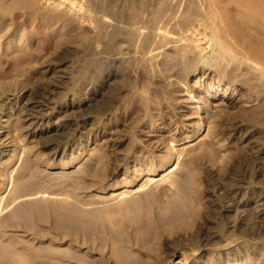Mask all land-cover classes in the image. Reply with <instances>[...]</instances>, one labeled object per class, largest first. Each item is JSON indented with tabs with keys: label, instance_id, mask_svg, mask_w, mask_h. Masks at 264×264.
<instances>
[{
	"label": "rangeland",
	"instance_id": "374dc122",
	"mask_svg": "<svg viewBox=\"0 0 264 264\" xmlns=\"http://www.w3.org/2000/svg\"><path fill=\"white\" fill-rule=\"evenodd\" d=\"M245 62L264 68V0H0V264H264Z\"/></svg>",
	"mask_w": 264,
	"mask_h": 264
},
{
	"label": "bare ground",
	"instance_id": "6f19581e",
	"mask_svg": "<svg viewBox=\"0 0 264 264\" xmlns=\"http://www.w3.org/2000/svg\"><path fill=\"white\" fill-rule=\"evenodd\" d=\"M206 23H207V22H206ZM197 24H198V23H197ZM203 24H204V23H203ZM208 24H209V23H208ZM214 25H215V24H214ZM209 26H210V25H209ZM201 27H202V26H201ZM205 27H206V24H205ZM207 27H208V26H207ZM207 27H206V28H207ZM213 29H214V28H213ZM199 30H200V29H199ZM203 30H205V28H203ZM195 31H196V30H195ZM195 31H194V32H195ZM198 32H199V31H198ZM213 33H214V32H213ZM188 34H189V33H188ZM200 34H201V33H200ZM198 35H199V34H198ZM187 36H188V35H187ZM188 37L190 38L191 36H188ZM186 38H187V37H186ZM211 39H212V38H211ZM182 40H183V38H182ZM188 40H190V39H188ZM217 40H218V39H217ZM217 40H216V41H217ZM175 41H176V40H175ZM180 41H181V40H180ZM180 41L178 40L179 43H180ZM219 41H220V40H219ZM191 42H192V41H191ZM197 42H198V41H197ZM213 42H214V41H213ZM217 42H218V41H217ZM181 43L186 44L185 41H184V42H181ZM195 43H196V42H195ZM195 43H194V44H195ZM197 44H198V43H197ZM216 44H217V43H216ZM187 45H189V44H188V43L186 44V48H184L185 46L183 47L184 50H187V48H188ZM192 45H193V43H192ZM173 46H174V47H177V45H173ZM217 46H218V45H217ZM219 46H220V48H223L222 44H220ZM221 46H222V47H221ZM225 46H226V44H225ZM179 47H180V49H181L182 46H179ZM179 47H178V48H179ZM192 47H194V45H193ZM192 47H190V48L192 49ZM195 47H196V46H195ZM210 47H211V46H210ZM170 48H171V47H170ZM190 48H188V49H189V52H190V50H191ZM196 48H197V47H196ZM211 48H212V47H211ZM229 48H230V47H229ZM167 49H168V47H167ZM171 49H173V47H172ZM171 49H170V51H171ZM180 49L178 50V52H179V51H180V52L183 51L182 49H181L182 51H181ZM168 50H169V49H168ZM173 50H174V49H173ZM219 50H220V49H219ZM225 50H226V48L224 49V51H225ZM174 51L177 53L176 48H175ZM197 51H198V50H197ZM221 51H222V53H224V55H226L227 50H226V52H223V50H221ZM228 51H229V50H228ZM166 52L169 53V51H166ZM166 52H165V53H166ZM175 52H173L172 54H174ZM180 52H179V53H180ZM199 52H200V51H199ZM167 53H166V54H167ZM179 53H177V54L179 55ZM187 53H188V51H187ZM195 53H197V52L195 51ZM216 53H217V52H216ZM216 53H215V54H216ZM229 53H230V51H229ZM229 53H228V54H229ZM231 53H232V52H231ZM177 54H175V56H177ZM180 54H181V56H182V53H180ZM183 54H185V53L183 52ZM191 54H192V53H191ZM211 54H212V53H211ZM228 54H227V55H228ZM193 55H194V54H193ZM222 55H223V54H222ZM224 55H223V56H224ZM227 55H226V56H227ZM172 56H173V55H172ZM179 56H180V55H179ZM189 56H190V55H189ZM191 56H192V55H191ZM198 56H199V55H198ZM231 56H232V54L229 55V57H231ZM183 57H187V56H183ZM183 57H182V58H183ZM209 57H210V56H209ZM215 57H216V56H215ZM220 57H221V56H220ZM171 58H172V57H171ZM179 58H180V57H179ZM211 58H212V57H211ZM225 58H226V57H225ZM225 58H224V59H225ZM231 58H232V57H231ZM192 59H193V58H192ZM216 59H217V58H216ZM227 59H228V58H227ZM174 60H175V59H174ZM179 60H180V59H179ZM179 60L177 59V62H178ZM190 60H191V58H189L188 61H190ZM196 60H197V59H196ZM218 60H219V57H218ZM220 60H221V59H220ZM232 60H233V59H232ZM236 60H237V59H236ZM236 60H235V61H236ZM167 61H168V60H167ZM171 61H172V60H171ZM180 61H181V60H180ZM185 61H187V60H185ZM188 61H187V62H188ZM192 62H193V61H192ZM192 62H191V63H192ZM194 62H195V61H194ZM179 63H180V62H179ZM182 63H183V62H182ZM184 63H185V62H184ZM184 63H183V66H184ZM237 63H238V62H237ZM241 63H242V62H241ZM254 63H255V62H254ZM254 63H250V62L246 63V62H245L246 66H245L244 63H243V65H244L245 67H247V70L251 71V73H252V72H254V73L256 72V74H258V73H260V74H261V73H264V68H263L262 66L258 65V64H254ZM185 64H186V63H185ZM187 64H188V63H187ZM212 64H213V63H212ZM231 64H232V63H231ZM174 65H180V64L176 63V64H174ZM181 65H182V64H181ZM181 65H180V66H181ZM196 65H197V64H196ZM180 66H179V69L183 67V66H181V67H180ZM187 66H189V65H187ZM191 66H192V64H191ZM193 66H194V65H193ZM212 66H213V65H212ZM218 66H219V65H218ZM234 66H236V65L234 64ZM223 67H224V66H223ZM238 67H239V66H238ZM190 68H191V67H190ZM202 68H203V67H202ZM227 68H228V67H227ZM236 68H237V67H236ZM187 69H188V68H186V70H187ZM54 70H55V69H54ZM54 70H51L50 68H48V69L46 70V74L52 76V75H54V74L56 73V71H54ZM65 70H66V69H65ZM182 70H183V69H182ZM186 70H185V72H186ZM188 70H189V69H188ZM229 70H230V69H229ZM233 70H235V69H233ZM245 70H246V69H245ZM206 72H207V71H206ZM231 72H232V71H231ZM57 73H58V72H57ZM183 73H184V72H183ZM64 74H65V73H64ZM204 74H205V73H204ZM206 74H207V73H206ZM260 74H259V75H260ZM44 75H45V74H44ZM55 75L57 76V74H55ZM65 75H66V74H65ZM207 75H208V74H207ZM58 76H61V74L59 73ZM62 76L64 77V75H62ZM176 76H177V75H176ZM263 76H264V74H263ZM174 77H175V76H174ZM185 77H186V76H185ZM185 77H184V78H185ZM256 77H257V76H256ZM258 77H259V76H258ZM56 78H57V77H56ZM58 78H59V77H58ZM58 78H57V79H58ZM65 78L68 79V80H70V79L67 78V77H65ZM65 78H64V79H65ZM70 78H71V77H70ZM177 78H178V77H177ZM179 78H180V77H179ZM184 78H183V79H184ZM214 78H215V77H214ZM45 79H46V78H45ZM53 79H54V80H57V79H55V77H54ZM60 79H61V77H60ZM172 79H174V78H172ZM250 79H251V78H250ZM256 79H257V78H256ZM261 79H262V77H261ZM73 80H74V79H73ZM73 80H72V81H73ZM177 80H178V79H177ZM177 80H176V81H177ZM204 80H205V79H204ZM219 80H220V79H219ZM49 81H50V80H49ZM52 81H53V80H52ZM65 81H66V80H65ZM74 81H76V80H74ZM179 81H180V80H179ZM182 81H183V80H182ZM196 81H197V80H196ZM223 81H224V80H223ZM54 82H55V81H54ZM69 82H70V85H71V81H69ZM259 82H260V81H259ZM195 83H196V82H195ZM228 83H229V82H228ZM49 84H50V83H49ZM189 84H190V83H189ZM189 84H187V85L189 86ZM196 84H198V83H196ZM174 85H175V83H174ZM183 85H185V84L182 83V85H180V86H182V90H183V91L181 90V91L183 92V93H182V94H183L182 96H184V97H185V100L188 102V104H189L190 106H193V107H194V105L197 106V104L200 103L199 100L201 99V97H202V99H203V96H205L206 98L208 97L209 99H211V100L213 101V104H211V106H212L213 108H218L219 106H223L224 103H227V101H228L227 99L230 98V97L228 96L229 92H228L227 90H224V91L221 90V92H222L223 94H221V96H219L218 92H216V90L218 89V87H214V86H212V85H211V86L209 85V86H210L209 88H207V87L205 86L206 89L203 88L204 91H202V92H204V93H203V96H202V94L200 93V94H201V97L197 98L196 96H195V97L193 96V94H194L193 91H195V90L198 88L197 86H196L197 88H196L195 90H193V89L189 88L188 86H186V85L183 86ZM206 85H207V84H206ZM55 86H57V85H55ZM192 86H195V85H192ZM61 87H62V86H61ZM61 87H60V88H61ZM225 87H227V86H225ZM201 89H202V87H201ZM58 90H59V89H58ZM218 90H219V89H218ZM218 90H217V91H218ZM60 91H61V90H60ZM196 91H197V90H196ZM199 91H200V90H199ZM45 92H46V91H45ZM221 92H220V93H221ZM196 94H197V93H196ZM197 95L200 96L199 93H198ZM229 95H230V94H229ZM10 97H11V96H10ZM14 97H15V96H14ZM5 99H7V98H5ZM63 99H64V98H63ZM3 100H4V98H3ZM7 100H8V99H7ZM48 100H50V98H49ZM4 101H5V100H4ZM52 101H53V99H52ZM203 101H204V100H203ZM205 101H206V100H205ZM2 102H3V101H2V96H0V104H1ZM49 102H50V101H49ZM184 102H185V101H184ZM187 102H186V103H187ZM254 102H255V101H254ZM16 103H17V101H16ZM51 103H52V102H51ZM63 103H64V102H63ZM206 103H207V102H206ZM2 104H4V103H2ZM2 104H1V105H2ZM13 104H14V103H12L11 105H13ZM24 104H25V103H24ZM40 104H41V103H40ZM44 104H46V103H44ZM48 104H49V103H47L46 105H48ZM60 104L62 105V103H60ZM220 104H221V105H220ZM222 104H223V105H222ZM46 105H45V106H46ZM49 105H50V104H49ZM53 105H54V104H52V106H53ZM246 105H248V103H247L246 101H244V102H242V103L240 104V106H246ZM6 106H7V105H6ZM8 106H9V105H8ZM39 106H40V105H39ZM39 106H37V107H39ZM41 106H42V105H41ZM50 106H51V105H50ZM50 106H49V107H50ZM52 106H51V107H52ZM54 106H55V105H54ZM54 106H53V107H54ZM62 106H63V105H62ZM66 106H67V105H66ZM186 106H187V104H186ZM186 106H185V107H186ZM9 107H10V106H9ZM11 107H12V106H11ZM21 107H22V106H21ZM33 107H34V106H33ZM58 107H59V106H58ZM60 107H61V106H60ZM0 108H1V107H0ZM40 108H41V107H40ZM44 108H45V107H44ZM65 108H66V107H65ZM188 108H190V107H188ZM191 108H192V107H191ZM213 108H212V109H213ZM3 109H4V107H3ZM3 109H1V111H2ZM11 109H12V108H11ZM38 109H39V108H38ZM47 109H48V108L46 107V112H47V111L49 112L50 108H49V110H47ZM52 109H53V108H52ZM12 110H13V109H12ZM64 110H65V109H64ZM152 110H153V109H152ZM39 111H40V110H39ZM44 111H45V110H44ZM52 111H53V110H52ZM9 112H10V111H9ZM46 112H45L44 114H46ZM6 113H7V112H6ZM49 113H50V112H49ZM49 113H48V114H49ZM209 113H210V112H209ZM2 114H3V113L0 112V120H1V118H3V117H2ZM11 114H13V113H10V115H11ZM17 114H18V113H17ZM31 114H32V113H31ZM35 114H36V113H35ZM35 114H34L33 116H36ZM39 114H40V113H39ZM39 114H37V116L40 118L41 115H39ZM48 114H47V118L49 117ZM51 114H52V113H51ZM149 114H150V113H149ZM8 115H9V114H8ZM21 115H22V114H21ZM23 116H24V115H23ZM26 116H27V115H26ZM9 117H10V116H9ZM18 117H19V116H18ZM20 117H21V116H20ZM33 118H36V117H33ZM33 118H32L31 116H30V117L27 116V117H25V118H22V117H21L20 121L22 122V126H23V129H22V130L27 131V130L29 129V126H30V124H31L30 121H31ZM226 118H227V117H226ZM7 120H8V117H5V120H2V121H1V125H0V144H2V142H3L4 145H5V143L7 142L6 139L4 138V137L6 136L7 133H6V134L4 133V132H5V131H4L5 128L3 129L4 126H2V125L5 124V123H7ZM36 120H37V118H36ZM40 120H41V118H40ZM49 120H50V119H49ZM34 121H35V120H34ZM231 121H232V120H231ZM45 122H46V121H45ZM50 122H51V121H50ZM35 123H36V122H35ZM38 123H39V122H38ZM19 124H20V123H19ZM44 124H45V123H44ZM5 127H6V126H5ZM31 127H32V126H31ZM31 127H30V129H31ZM33 128H34V127H33ZM255 128H256V127H255ZM30 129H29V130H30ZM4 135H5V136H4ZM8 139H9V138H8ZM8 139H7V140H8ZM4 140H5L6 142H5ZM8 142H9V140H8ZM6 144H7V143H6ZM7 145H8V144H7ZM7 145H6V146H7ZM1 146H3V145H1ZM6 146H5V147H6ZM6 149H7V148H6ZM259 150H260V149H259ZM256 152H257V151H256ZM253 155H254V154H253ZM262 156H263V155H262ZM262 156H261V157H262ZM263 165H264V164H263ZM172 169H173V168H172ZM226 183H227V182H226ZM226 183H225V184H226ZM229 183L231 184V182H229ZM227 184H228V183H227ZM233 184H235V183L233 182ZM236 186H237V185H236ZM239 186H240V185H239ZM232 187H234V186H232ZM232 187H231V186H228V187L225 186V188H223L224 190H222V191H224V192H223V193H224V196H225V195H226V196L229 195V196L233 197V200H234V198L236 197V195L234 194V195L232 196V194H233V188H232ZM234 189H235V188H234ZM229 196H228V197H229ZM231 197H229V200H230V201H231V199H232ZM230 198H231V199H230ZM241 198H242V197H241ZM261 202H262V200H261ZM262 204H263V203H262ZM263 205H264V204H263ZM263 205H262V206H263ZM244 207H245V206H244ZM262 209H263V208H262ZM239 213H241V212H239ZM262 214H263V213H262ZM263 217H264V216H263Z\"/></svg>",
	"mask_w": 264,
	"mask_h": 264
}]
</instances>
